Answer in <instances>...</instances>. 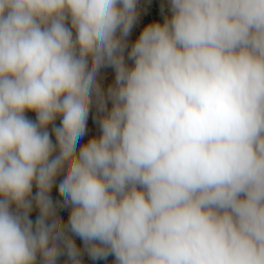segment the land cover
Returning <instances> with one entry per match:
<instances>
[{
  "label": "clouds",
  "instance_id": "9594fccd",
  "mask_svg": "<svg viewBox=\"0 0 264 264\" xmlns=\"http://www.w3.org/2000/svg\"><path fill=\"white\" fill-rule=\"evenodd\" d=\"M168 11L0 0V264H264V0Z\"/></svg>",
  "mask_w": 264,
  "mask_h": 264
},
{
  "label": "rangeland",
  "instance_id": "374dc122",
  "mask_svg": "<svg viewBox=\"0 0 264 264\" xmlns=\"http://www.w3.org/2000/svg\"><path fill=\"white\" fill-rule=\"evenodd\" d=\"M153 1H155L154 3L155 8L153 9V12H149L148 9H144V7L145 8L148 7L146 6L147 3H151ZM140 8L142 11V20H141V23L138 25V27L142 25V22L146 20V18L149 17V14L156 15L155 17H153L154 20L155 21L159 20L161 23L163 22L164 15H170V12L168 11V0H140ZM162 8L164 9L163 13L161 12ZM105 74H106L107 80L112 79L111 69L105 70ZM93 135H98V130L96 126L93 124V121L90 117L89 122H88V133L83 138L82 142H86L87 139Z\"/></svg>",
  "mask_w": 264,
  "mask_h": 264
},
{
  "label": "crops",
  "instance_id": "0c3cea01",
  "mask_svg": "<svg viewBox=\"0 0 264 264\" xmlns=\"http://www.w3.org/2000/svg\"><path fill=\"white\" fill-rule=\"evenodd\" d=\"M154 3H155V1H153V2H151V3H147L146 6H148V7H147V8L144 7V9H148L149 12H153V9L155 8V7H154ZM155 16H156V15L149 14V17L146 18V20H144V21L142 22V25H140L139 27H137V29H136V31H135V33H134L133 38H135V36L139 34V31L144 27L145 24H147V23H149V22H153V21H155L154 18H153V17H155ZM26 115H27L29 118L33 119V120L35 119V114H34V113L29 112V113H26ZM56 123L59 124V119H57ZM53 195L56 196L55 191L53 192ZM34 215H35V214H34ZM66 215H67V213H65V216H66ZM78 243H79V241H78Z\"/></svg>",
  "mask_w": 264,
  "mask_h": 264
}]
</instances>
